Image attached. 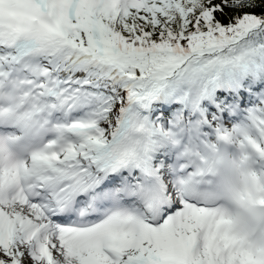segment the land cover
Returning a JSON list of instances; mask_svg holds the SVG:
<instances>
[{
    "label": "snow or ice",
    "instance_id": "6c2138e0",
    "mask_svg": "<svg viewBox=\"0 0 264 264\" xmlns=\"http://www.w3.org/2000/svg\"><path fill=\"white\" fill-rule=\"evenodd\" d=\"M0 264H264V0H0Z\"/></svg>",
    "mask_w": 264,
    "mask_h": 264
}]
</instances>
